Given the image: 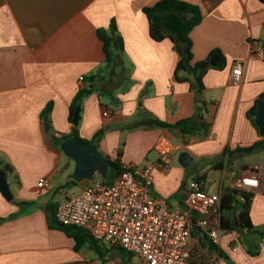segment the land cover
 Returning a JSON list of instances; mask_svg holds the SVG:
<instances>
[{
	"label": "crops",
	"instance_id": "1",
	"mask_svg": "<svg viewBox=\"0 0 264 264\" xmlns=\"http://www.w3.org/2000/svg\"><path fill=\"white\" fill-rule=\"evenodd\" d=\"M157 1L0 0V168L12 169L5 172L13 195L7 200L0 192V218L5 219L0 223V264H132L126 253L120 258L112 254L115 248L100 243V249H107L102 255L89 243L75 250L72 238L48 224L50 206L57 207L89 182L61 188L75 163L52 140L72 132L69 109L83 89L92 92L78 105L80 139L91 142L102 131L96 147L104 157L114 160L121 149V166L154 165L152 193L170 209L184 207L185 188L198 177H203L199 183L205 191L223 194L240 176L258 175L261 184L251 192L249 216L253 230L264 235V151L230 162L225 155L264 139L248 115L264 95V58L251 54V41L264 43V3L183 0L197 5L203 16L189 34L191 63L206 60L215 50L225 62L223 69L209 68L203 75L204 109L199 112V84L191 89L189 81L175 78L180 55L173 43L149 36L143 8ZM112 20L124 51L107 65L97 30L108 29ZM238 61L243 73L235 86L230 74ZM183 71L179 77L188 76ZM50 102L47 128L41 113ZM146 115L170 124L190 119L195 130L133 128ZM160 137L182 145L165 168L154 150ZM209 175L215 177V187H209ZM42 178L49 187H37ZM73 185L79 189L75 194L66 191ZM222 215L231 217L232 212ZM207 238L203 230L192 233L189 248L195 261L204 253L206 264H264V238L257 234L223 230L219 250L212 251L201 249Z\"/></svg>",
	"mask_w": 264,
	"mask_h": 264
},
{
	"label": "built area",
	"instance_id": "2",
	"mask_svg": "<svg viewBox=\"0 0 264 264\" xmlns=\"http://www.w3.org/2000/svg\"><path fill=\"white\" fill-rule=\"evenodd\" d=\"M251 54L264 58V43L251 41ZM242 73L243 63L235 62L230 74L232 85L241 83ZM181 148L168 137L158 138L154 144L158 165L165 168ZM153 169L152 164H128L109 182L95 170L78 194L58 203L57 222L82 228L98 243L122 250L132 264H193L189 239L195 228L206 232L215 245L220 243L222 194L209 193L198 181L191 180L185 188L184 207L170 209L152 193ZM260 184L261 178L251 173L240 176L232 188L252 192ZM49 185L45 178L37 183L38 188ZM210 212L215 214L212 219L207 217Z\"/></svg>",
	"mask_w": 264,
	"mask_h": 264
},
{
	"label": "trees",
	"instance_id": "3",
	"mask_svg": "<svg viewBox=\"0 0 264 264\" xmlns=\"http://www.w3.org/2000/svg\"><path fill=\"white\" fill-rule=\"evenodd\" d=\"M264 3V0H259ZM143 13L145 14L148 21V31L149 36L156 42H160L165 38H169L173 43V47L177 50L180 55V61L177 64L175 78L180 81H189L191 85V89L194 87L196 83L199 84V88L195 90V95L197 97V109L201 112L204 109V103L200 101V94L202 91V78L205 72L209 68L215 69H223L224 60L219 50H215L211 52L209 57L204 61H199L194 64L192 61V41L190 39L191 30L197 26L202 20V13L200 8L197 5L185 2L183 0H159L154 5L150 7H144ZM97 36L103 43V52L105 57V63L107 65L113 64L115 61V54L121 55L124 51L123 39L120 36L115 22L112 20L108 29H98ZM216 55L218 57V63L215 67H212L209 63L210 57ZM180 70H185L188 72V76L179 77L178 72ZM92 79V78H91ZM92 92V89H83L80 90L69 109V122L72 123V119L74 116V111L76 106L80 105L82 98L87 96ZM264 98L262 95L258 100L255 101L254 106L250 109L248 115L251 118V121L254 124V117L251 116V113L257 109L258 103ZM52 110V103H48L41 113V117L47 126L50 128V113ZM146 126V127H159L166 129H174L177 128L183 134H191L194 132L195 127L192 126L190 119H184L177 123L170 124L158 119L152 118L149 115L145 116L144 123H136L133 125L134 127L138 126ZM202 125H206L203 121ZM102 135V131L98 133ZM76 137L80 142H85L80 139L78 135L77 126H73L72 132L65 137L55 138L52 137L53 143L55 146L60 147V144L63 140ZM257 151H264V139L256 142L255 144L248 147H237L235 149H229L225 155L227 160L230 162L232 160L238 159L244 155H250ZM121 156V149L117 150V157L114 160H108L109 170L108 177L105 180L109 182L112 178L122 172V166L119 162V158ZM222 165V164H220ZM5 171L11 172L12 169L6 165L4 167ZM203 177H198L195 180L200 182ZM75 181L69 180L65 185L61 188L67 187L71 184H74ZM240 199H238V197ZM253 198V194L251 192L246 191H237L236 189H229L224 192L221 197L220 206H219V224L222 230H236L238 233L242 230H246L247 232L257 234L259 237L264 238L262 233L256 232L253 230V226L250 221L249 209L250 203ZM51 212L48 214V224L49 227L58 229L62 231L65 235L72 238L74 240V248L75 250H79L83 245L89 243L94 249L98 251L100 255H102V251L106 248L100 249L97 246V241L93 240V238L82 228L74 227V226H65L57 222L55 218L56 206L51 205ZM224 212H232L231 217H225L222 215ZM5 219L0 218V223ZM207 242V246L205 243H202L201 249H206L208 251L219 250L218 246L215 245L209 238ZM124 253V252H123ZM125 254V253H124ZM126 255V254H125ZM206 254L202 253L200 259L198 261L193 260L194 264H206L205 262Z\"/></svg>",
	"mask_w": 264,
	"mask_h": 264
},
{
	"label": "water",
	"instance_id": "4",
	"mask_svg": "<svg viewBox=\"0 0 264 264\" xmlns=\"http://www.w3.org/2000/svg\"><path fill=\"white\" fill-rule=\"evenodd\" d=\"M211 66L217 65V57L212 56L209 61ZM186 73L185 71H183ZM197 86V85H196ZM79 106H76L72 123L78 124L79 121ZM256 126L259 129V134L264 136V98L258 103L256 111L252 112ZM100 139V135L96 136L91 142H80L76 137L65 139L60 144L61 151L71 158L75 167L73 172L68 176L69 179L75 182L90 179L95 170L101 177L106 180L108 177L109 164L106 157L97 149L96 144ZM0 192L7 199L11 200L13 195L10 185L7 180L6 172L0 168ZM50 210V209H49ZM197 232V228L194 229ZM112 254H118V257L123 258L124 253L116 249Z\"/></svg>",
	"mask_w": 264,
	"mask_h": 264
},
{
	"label": "rangeland",
	"instance_id": "5",
	"mask_svg": "<svg viewBox=\"0 0 264 264\" xmlns=\"http://www.w3.org/2000/svg\"><path fill=\"white\" fill-rule=\"evenodd\" d=\"M232 177H235V175H232ZM209 187H215V177H212V175H209ZM213 189V188H212ZM212 189H210L212 191ZM77 186H71L70 188L66 189L67 192L71 194H75L78 191ZM56 198H58V195H55ZM194 258V257H193Z\"/></svg>",
	"mask_w": 264,
	"mask_h": 264
}]
</instances>
